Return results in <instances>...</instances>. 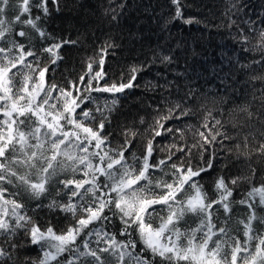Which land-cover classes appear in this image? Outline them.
Listing matches in <instances>:
<instances>
[{"label":"trees","instance_id":"16d2710c","mask_svg":"<svg viewBox=\"0 0 264 264\" xmlns=\"http://www.w3.org/2000/svg\"><path fill=\"white\" fill-rule=\"evenodd\" d=\"M22 2L9 0L7 6L0 5L5 8L2 18L12 22V32L0 40V47L7 49L11 47L9 41L16 40L24 45L26 52L35 53L26 57V63L33 68L37 64L40 68L47 66L46 84L58 86L50 94L53 99L49 103L61 108V102L55 99L60 95L59 89L71 90L74 97L83 101L77 113L81 109L92 110L95 117V120L84 121L86 126L96 128L101 120L105 121L103 135L107 141L103 151L114 150L109 155L118 159L116 153L126 148L125 160L137 168L151 140L154 147L151 162L166 161L162 171L151 170L153 181L171 182L172 164L184 168L191 166L193 170L204 168L206 171L193 181L201 186L210 202L221 199L222 190H217L216 183L223 178L231 191V196L225 200L231 211L225 212L222 205L213 204L210 210L213 223L224 226L223 221L230 217L229 224L240 229L232 234L243 241V224L235 222H247V217L253 213L264 216L260 198L255 193L249 195L253 189L264 186V149L261 147L264 145V38L260 35L264 30V0H181V19H173L176 6L172 0H59L58 5L48 0L50 12L47 16L35 7L30 13L22 14ZM17 15L22 20L40 16L36 23L48 35L41 37L29 25L17 23ZM190 18L193 23L184 22ZM20 31L27 35L20 37ZM63 41L75 43H63L58 53L60 59L52 63L55 57L44 49ZM101 49H106V53L102 54ZM12 55L18 56L19 50L14 49ZM101 56L104 59L102 70L106 75L103 80L93 81V88L98 84L127 83L133 75L136 77L135 86L123 93L84 91L91 76L101 71L98 64ZM90 63L92 71L86 75ZM132 69L136 71L133 73ZM22 70L34 78L38 75L27 67ZM81 76L85 77L84 84L79 82ZM19 79L17 77V81ZM72 84L80 91L72 88ZM88 96L91 99L85 98ZM113 100L118 102L112 105ZM182 112L188 114L181 115ZM169 115L171 119H161ZM3 119L0 113V120ZM77 119L82 117L77 116ZM157 121L164 127L160 128ZM155 131L162 134L153 139ZM200 133L212 142L205 143ZM213 136L215 140H212ZM126 140L131 144L126 145ZM88 148L90 152L101 151L91 145ZM133 154L137 158L135 161ZM170 154L172 159L168 160ZM93 162L99 163L96 159ZM209 163L212 167H208ZM32 179L36 180V177ZM68 179L82 180L85 177L83 171L75 174L71 170L62 172L49 185L48 193L38 199L5 184L8 189L5 198L23 204L21 214L31 217L32 223L41 231L51 227L57 235L64 234L86 216L79 208L84 201L71 197V192L59 183ZM233 180L237 182L231 183ZM99 183L101 188L97 195L109 192L105 187L109 183L106 177L99 176ZM185 188L186 192L178 199L195 195L194 189L187 185ZM14 192L20 194L10 195ZM85 199L91 203L94 198L89 193ZM242 200L245 203L241 204ZM54 201L58 206L49 207ZM69 203L77 205L75 215L59 207ZM155 208L154 227L159 223L157 214L166 216L168 211L160 205ZM104 215L108 219L90 224L77 236L71 251L63 252L49 264H67L68 261L89 264L91 257L77 259L76 248L87 251L85 242L89 249L108 247L107 241L94 234L97 231L101 237L109 234L123 244L134 241L135 252L145 254L141 252L144 246L134 226L124 234V225L114 208L111 211L105 209ZM199 222V217L188 213L179 227L181 231L193 229ZM252 224L257 233L264 231V225L259 221H252ZM0 248L11 255V259L0 258V264H39L45 251H55L46 243L43 248L40 244H32L24 229L0 233ZM99 255L101 259L116 264L109 253ZM147 255L151 256L150 253ZM156 264H159V258H156Z\"/></svg>","mask_w":264,"mask_h":264},{"label":"snow or ice","instance_id":"6c2138e0","mask_svg":"<svg viewBox=\"0 0 264 264\" xmlns=\"http://www.w3.org/2000/svg\"><path fill=\"white\" fill-rule=\"evenodd\" d=\"M52 3L58 5L59 0H52ZM172 3L176 6L173 19H181L183 17L180 8L181 0H172ZM8 4L9 0H0V5L7 6ZM33 7L41 10L45 16L49 15L48 0H38L31 6L30 0H23L20 12L30 13ZM57 10H59L58 7ZM4 12L5 8L0 7V40L12 32V22L2 18ZM39 19H41L40 16L24 20L20 15L15 17L17 23L27 24L41 37H46L48 34L41 31L36 23ZM184 22L193 23L194 20L190 18ZM18 35L25 37L27 33L20 31ZM260 35L264 38V30ZM69 42L75 43L74 41H63L44 49L45 52L55 57L52 63L60 59L58 53L62 44ZM9 43L11 47L7 49L0 47V113L4 117L0 120V233H15L17 229H24L30 236L32 244H40L43 248L46 243L49 248L55 249L54 252L45 251L44 258L39 261V264H49L50 261L57 260L63 252L71 251V246L75 243L77 236L90 224L94 221L108 219L104 215L105 209L111 211L114 208L124 225V234L129 228L135 227L144 246L141 252L145 254L135 252L136 243L134 241L123 244L117 242L115 237L109 234L101 237L100 232L97 231L94 234L107 241L108 247L89 249L88 243L85 242L84 248L87 251L81 252L79 248H76L79 254L77 259L91 257L89 264H112L107 259H101L99 253L103 252L113 256L116 264H156V258H159V264H264V231L257 233V229L252 224V221H259L261 225H264V216H257L253 213L247 217V222L243 220L235 222L243 224V241L239 236L232 234L239 232L240 229L229 224L230 217L223 221L224 226L218 227L213 223V214L210 211L213 204L222 205L225 212L231 211L229 203L225 202L227 196H231V191L223 178H219L216 183L217 190H222L221 199L209 202L201 186L193 181L194 177L206 171L204 168L193 170L191 166L184 168L172 164L171 182L163 179L153 181L150 175L151 170L160 169L162 171V166L166 164V161L151 162L154 152L151 140L145 147L139 168L135 164L129 165L125 160L126 148L116 153L118 159L113 158L109 152L114 150L103 151V146L107 141V137L103 135L105 121L101 120L96 128L86 126L84 121L95 120V117L92 110L81 109L77 113L76 110L81 107L83 101L79 97H74L71 90L59 89L60 95L55 99L61 102V108L58 109L55 104H50L49 101L53 99L50 94L57 90L58 86L46 84L47 66L40 68L37 64L33 68L30 63H26V57L34 56L35 53L26 52L24 45L18 44L16 40H10ZM14 49L19 50L18 56L12 55ZM101 53H106V49H101ZM164 59L170 58L164 57ZM98 64L101 66V71L91 76L84 91L123 93L126 89L135 86L133 81L136 77L133 75L127 83L114 82L103 86L98 84L93 88L92 82L103 80L106 75L102 70L103 56ZM24 67L32 69L38 75L34 78L24 73L22 70ZM14 69L16 71H13ZM88 69L89 72L86 75L91 74V63ZM132 71L134 73L136 69ZM17 77H20L19 81ZM79 82L84 84L85 77L81 76ZM71 87L80 91L75 84ZM85 98L91 99L90 96ZM117 102L113 100L111 104L115 105ZM176 107L178 108L179 105ZM111 110L109 107V111ZM187 114V112L181 113V115ZM77 116L82 119H77ZM171 118L170 115L161 117L163 120ZM157 124L160 128L164 127L159 121ZM166 131L171 132L172 130L166 129ZM161 134L160 131H155L153 139ZM132 135L135 136L136 133ZM200 135L205 143L212 142L204 136V133ZM215 139L216 137L213 136L212 140ZM130 144L131 141L126 140V145ZM89 145L101 151L90 152ZM261 147L264 149V145ZM94 159L99 163H94ZM133 159L134 161L137 159L135 154H133ZM171 159L170 154L168 160ZM208 167H212V164L209 163ZM68 170H71L73 174L83 171L85 179H68L59 181V183L71 192V197H79L81 201H84L79 208L86 216L81 217L77 221V226L69 227L64 234L57 235L51 227L46 231H41L32 223L31 217L21 214L23 204L15 199L5 198V194L8 193L5 187L7 184L22 189L30 198L38 199L48 193L49 185L60 173ZM33 176L36 180L32 179ZM99 176H104L109 181L105 185L109 192H104L102 195H97V191L101 188ZM236 182L233 180L231 183ZM186 185L195 190V195L180 200L178 196L186 192ZM89 193L94 198L91 203L85 199ZM109 193L115 195L111 196ZM253 193L259 194V203L264 205V186L253 189L249 195ZM19 194V192H14L10 195ZM240 203L243 204L245 201L242 200ZM8 205L10 208L7 207ZM157 205L166 207L168 211L166 216L157 214L156 218L159 219V223L154 227L153 214L156 212L155 206ZM53 206H58L55 201L49 205V207ZM59 207L73 215L77 212V205L73 203ZM188 213L200 218L199 225L196 228L181 231L179 224ZM147 253L151 256L149 257ZM4 257L11 259L10 253L0 248V258ZM67 264H73V262L68 261Z\"/></svg>","mask_w":264,"mask_h":264},{"label":"rangeland","instance_id":"374dc122","mask_svg":"<svg viewBox=\"0 0 264 264\" xmlns=\"http://www.w3.org/2000/svg\"><path fill=\"white\" fill-rule=\"evenodd\" d=\"M38 2V0H30V4H36ZM255 195L260 198L258 193H255Z\"/></svg>","mask_w":264,"mask_h":264}]
</instances>
